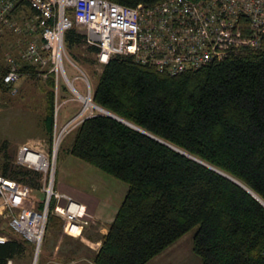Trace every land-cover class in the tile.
<instances>
[{
	"label": "trees",
	"instance_id": "trees-1",
	"mask_svg": "<svg viewBox=\"0 0 264 264\" xmlns=\"http://www.w3.org/2000/svg\"><path fill=\"white\" fill-rule=\"evenodd\" d=\"M111 1L153 6L163 0ZM63 42L68 52L97 51L76 25L64 31ZM5 71L1 91L8 88L1 81ZM19 71L36 75L30 65ZM45 83L43 125L50 136L52 78ZM91 101L142 131L102 113L72 130L67 153L126 185L88 258L91 264H145L189 231L200 264H264V207L190 158L227 174L264 202V48L243 49L173 76L113 55L101 67ZM13 162L3 144L0 174L37 190L40 174ZM53 202L39 249L46 233H61ZM10 232L0 243V264L27 261L34 244Z\"/></svg>",
	"mask_w": 264,
	"mask_h": 264
},
{
	"label": "built area",
	"instance_id": "built-area-1",
	"mask_svg": "<svg viewBox=\"0 0 264 264\" xmlns=\"http://www.w3.org/2000/svg\"><path fill=\"white\" fill-rule=\"evenodd\" d=\"M18 14H22L20 23L15 20ZM72 25L82 27L85 43L97 48L94 57L98 64H105L113 55L128 56L173 76L230 53L264 48V0H163L153 6H126L111 0H0V29L11 28L25 36L18 63L7 59L1 81L14 91L23 65L32 66L42 78H52L54 121L49 144L45 149L22 144L14 159L15 164L40 174L39 188L34 190L0 174V219L10 231L32 242L34 249H39L43 236L49 200L54 201L52 213L60 218L64 235L82 238L92 220L84 205L55 190L50 164L62 138L93 115V109L98 110L91 101L86 76L68 58L64 46L63 33ZM63 60L80 74L69 79ZM78 78L83 81L84 94L73 86L72 80ZM60 80L73 94L68 99L81 104L58 124L60 106L67 100H56ZM35 193L41 198L36 199ZM35 201L42 202V208ZM6 239L0 235V243Z\"/></svg>",
	"mask_w": 264,
	"mask_h": 264
},
{
	"label": "rangeland",
	"instance_id": "rangeland-1",
	"mask_svg": "<svg viewBox=\"0 0 264 264\" xmlns=\"http://www.w3.org/2000/svg\"><path fill=\"white\" fill-rule=\"evenodd\" d=\"M21 18L22 14H18L15 17L16 23H20ZM76 27L79 31H84L82 27ZM24 41L25 36L23 34L13 32L11 28L1 27L0 72L2 69L6 68L7 59L9 57L18 63V55L24 47ZM67 54L72 63L86 76L92 94L102 65L96 62L93 53L86 52L83 47L74 49L72 52L67 51ZM63 66L69 79L74 75L80 74L79 71L66 60H63ZM46 78H42L37 74L35 76L22 74L15 84L14 91H12L11 87H8L4 91L0 90V150L3 144H5L7 152L12 155L13 161L18 147L22 144L31 146L35 149L41 147L45 149L49 144L50 136L46 134L43 125L46 105ZM72 83L78 92L84 94L85 89L81 79L72 80ZM59 86L56 95L57 102L63 99L67 100L60 106L56 119L58 124L62 122V114L64 112L71 116L77 112L81 104V102H77L76 100L68 99L73 98V94L70 89L64 85L62 80L59 81ZM92 113H101V111H99V109H93ZM71 136L72 131L62 138L55 156L50 163L54 171V181L57 179L55 178L57 174L61 171L67 172L69 170V176L76 180L83 176V168H89L91 172V174L88 175L89 177L93 176V172L96 174L94 176H96L95 181L98 185V192L119 193L120 187L126 189V185L123 182L105 175L79 159L71 157L72 160L75 161H69V159L65 157V154H68L66 150L70 143ZM34 197L40 199L41 195L35 193ZM35 203L36 205H42V202L35 201ZM106 226L107 225L103 221H99L92 216L90 224L82 233V238L67 236L62 232L60 234H55L52 231L46 233L44 241H42L40 249L37 251V254H39L36 256L35 264H91L88 258L91 256L92 252H94L92 248L95 247V242L98 241H92L89 238H94L93 236H95L98 240L99 235L103 232L105 233ZM8 232H10V230L6 222L0 219V235L8 236ZM85 236H90L88 240H90L91 243L83 239ZM191 238L192 232L189 231L185 233L163 252L156 255L145 264H200L199 258L191 250ZM88 243L91 244L92 248L87 246ZM32 259L33 256L27 261H18L16 264H31ZM10 264L12 263L10 262Z\"/></svg>",
	"mask_w": 264,
	"mask_h": 264
},
{
	"label": "crops",
	"instance_id": "crops-1",
	"mask_svg": "<svg viewBox=\"0 0 264 264\" xmlns=\"http://www.w3.org/2000/svg\"><path fill=\"white\" fill-rule=\"evenodd\" d=\"M68 117L69 114H66L64 112L62 114V122L66 120ZM65 157L69 159V161H75L72 160L71 158L73 156L69 154H65ZM83 172H84L82 174L83 176L79 177L78 178L79 180L78 179L75 180V178H71L69 176V170L67 172L65 171L59 172L57 174V177H55L57 179H55L54 181V188L55 190L67 194L73 200L84 205L85 210L89 214H91L99 221H103L107 225L112 220L126 189L124 187L123 188L120 187L119 193L118 192L107 193L105 191L98 192V185L97 182L95 181L96 176H94L96 174L93 172L92 174L93 176L89 177L88 175L91 174L89 168H83ZM89 237L90 236H85L83 237V239H85L86 242L89 243H91L90 240L98 241L95 236H93L94 238L91 237L89 238ZM88 238L90 240H88ZM89 243L87 244V246L92 248L91 244ZM95 244L96 245L94 248H92L93 249L92 251H95L98 248L99 241L95 242Z\"/></svg>",
	"mask_w": 264,
	"mask_h": 264
},
{
	"label": "water",
	"instance_id": "water-1",
	"mask_svg": "<svg viewBox=\"0 0 264 264\" xmlns=\"http://www.w3.org/2000/svg\"><path fill=\"white\" fill-rule=\"evenodd\" d=\"M97 107H98V106H97ZM98 108H100V107H98ZM100 109H101V112H103V114H105V115H107V116H109V117H111V118H114V119H116V120H118V121H120V122L126 124L127 126H130V127L134 128V129H136V130H138V131H141L140 129H137L136 127H133L132 125L126 123L125 121L121 120L120 118L116 117L115 115L109 113L108 111H105V110L102 109V108H100ZM141 132H142V131H141ZM143 133H144V132H143ZM144 134H146V133H144ZM162 143H163V142H162ZM164 144L167 145L168 147H170V148H172V149H174V150L180 152L181 154H184V155L188 156L186 153L180 151L179 149H176V148H174V147H172L171 145H168V144H166V143H164ZM188 157H190V156H188ZM190 158L193 159V160H195V161H197V162H199V163H201V164H203L204 166L210 168L211 170H213V171L219 173L220 175H222V176H224L225 178L229 179V180L232 181L233 183L237 184L238 186H240L241 188H243L247 193H249L253 198H255V199H256V200H257V201H258V202L264 207V202H263L258 196H256L252 191H250L247 187H245L243 184H241V183L238 182L237 180L233 179L232 177L228 176L227 174H225V173H223V172H221V171H219V170H216V169H214V168L208 166V165L205 164V163H202V162L198 161L197 159H194L193 157H190ZM37 251H38V247H35V249H34V255H33V259H32V263H31V264H35L36 256H37Z\"/></svg>",
	"mask_w": 264,
	"mask_h": 264
},
{
	"label": "bare ground",
	"instance_id": "bare-ground-1",
	"mask_svg": "<svg viewBox=\"0 0 264 264\" xmlns=\"http://www.w3.org/2000/svg\"><path fill=\"white\" fill-rule=\"evenodd\" d=\"M82 99V101L87 105V100H86V98L85 97H82L81 98ZM98 108V107H97ZM99 110H101L100 108H98Z\"/></svg>",
	"mask_w": 264,
	"mask_h": 264
}]
</instances>
